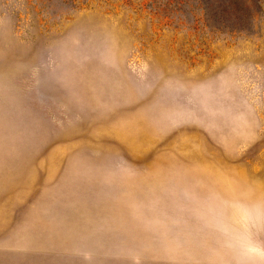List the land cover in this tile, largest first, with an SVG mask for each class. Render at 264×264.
Segmentation results:
<instances>
[{"label": "rangeland", "instance_id": "obj_1", "mask_svg": "<svg viewBox=\"0 0 264 264\" xmlns=\"http://www.w3.org/2000/svg\"><path fill=\"white\" fill-rule=\"evenodd\" d=\"M69 1L0 0V264H264V0Z\"/></svg>", "mask_w": 264, "mask_h": 264}, {"label": "trees", "instance_id": "obj_2", "mask_svg": "<svg viewBox=\"0 0 264 264\" xmlns=\"http://www.w3.org/2000/svg\"><path fill=\"white\" fill-rule=\"evenodd\" d=\"M69 2H70V3L72 2L73 4H71V5H74L75 0H70ZM67 3H68V2H67Z\"/></svg>", "mask_w": 264, "mask_h": 264}]
</instances>
